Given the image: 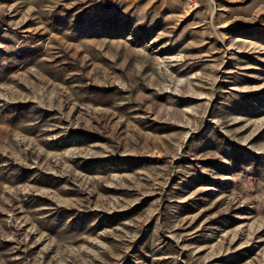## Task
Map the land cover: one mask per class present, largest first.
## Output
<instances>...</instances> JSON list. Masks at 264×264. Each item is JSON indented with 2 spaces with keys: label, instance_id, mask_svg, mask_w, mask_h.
Listing matches in <instances>:
<instances>
[{
  "label": "rangeland",
  "instance_id": "374dc122",
  "mask_svg": "<svg viewBox=\"0 0 264 264\" xmlns=\"http://www.w3.org/2000/svg\"><path fill=\"white\" fill-rule=\"evenodd\" d=\"M0 0V264H264V0Z\"/></svg>",
  "mask_w": 264,
  "mask_h": 264
},
{
  "label": "built area",
  "instance_id": "2783aa9c",
  "mask_svg": "<svg viewBox=\"0 0 264 264\" xmlns=\"http://www.w3.org/2000/svg\"><path fill=\"white\" fill-rule=\"evenodd\" d=\"M184 4V11H192L194 8L197 7L198 1L197 0H183Z\"/></svg>",
  "mask_w": 264,
  "mask_h": 264
}]
</instances>
